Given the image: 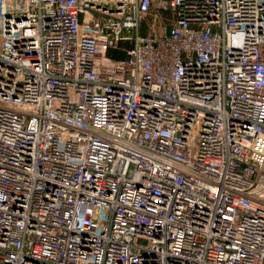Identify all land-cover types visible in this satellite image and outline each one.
I'll return each mask as SVG.
<instances>
[{"label":"built area","instance_id":"built-area-1","mask_svg":"<svg viewBox=\"0 0 264 264\" xmlns=\"http://www.w3.org/2000/svg\"><path fill=\"white\" fill-rule=\"evenodd\" d=\"M0 264H264V0H0Z\"/></svg>","mask_w":264,"mask_h":264},{"label":"rangeland","instance_id":"rangeland-1","mask_svg":"<svg viewBox=\"0 0 264 264\" xmlns=\"http://www.w3.org/2000/svg\"><path fill=\"white\" fill-rule=\"evenodd\" d=\"M150 23H144V24H142V30L144 31V34L146 33V31L149 29V26L150 25H155V27H159V25H160V21L159 20H156V21H154V18H151L150 19V21H149ZM124 47V46H123ZM120 52V51H119ZM113 54H115L116 56H118V57H122V54H119L118 53V51L116 50L115 52H113ZM124 56V55H123ZM125 57V56H124ZM139 244L140 245H145L146 243L144 242V241H140L139 242Z\"/></svg>","mask_w":264,"mask_h":264},{"label":"trees","instance_id":"trees-1","mask_svg":"<svg viewBox=\"0 0 264 264\" xmlns=\"http://www.w3.org/2000/svg\"><path fill=\"white\" fill-rule=\"evenodd\" d=\"M115 51H116V50H112V51L110 52V55H111L112 57H114V58H119V59L124 58V56H125L124 53L119 52V51L117 50L119 54H122V57L120 58V57L116 56L115 54H113V52H115ZM123 55H124V56H123Z\"/></svg>","mask_w":264,"mask_h":264}]
</instances>
